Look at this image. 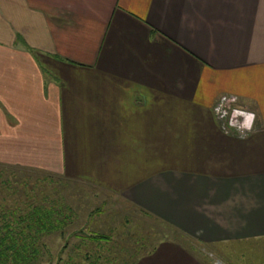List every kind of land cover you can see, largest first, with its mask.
<instances>
[{
    "label": "crops",
    "instance_id": "1",
    "mask_svg": "<svg viewBox=\"0 0 264 264\" xmlns=\"http://www.w3.org/2000/svg\"><path fill=\"white\" fill-rule=\"evenodd\" d=\"M223 95L254 114L244 136L217 121ZM0 165L215 251L142 242L132 264H264V0H0Z\"/></svg>",
    "mask_w": 264,
    "mask_h": 264
},
{
    "label": "rangeland",
    "instance_id": "2",
    "mask_svg": "<svg viewBox=\"0 0 264 264\" xmlns=\"http://www.w3.org/2000/svg\"><path fill=\"white\" fill-rule=\"evenodd\" d=\"M39 207L63 208L64 213L69 209L76 218L72 220L76 224L74 228H65L63 237L59 232L37 236L35 249L38 253L27 264H132L130 257L125 261L130 248L143 246L142 242L145 248H149L161 240L185 242L206 259H209L208 254L215 252L210 247L183 240L173 228L154 217H148L124 199L107 196L84 185L67 183L42 172L0 165V236L4 234L2 229L6 225L21 230L24 224L18 218ZM97 209L98 213L88 215ZM85 222L89 227L83 230L82 235L78 233L85 240V246H82L80 243L84 240L74 237L73 233ZM28 233L32 234L33 231ZM94 235L111 239L101 241L104 249L99 250L95 248V243L99 242L91 241ZM85 253L89 254L88 259H85ZM214 260L211 257V264ZM5 264H12L10 256Z\"/></svg>",
    "mask_w": 264,
    "mask_h": 264
},
{
    "label": "trees",
    "instance_id": "3",
    "mask_svg": "<svg viewBox=\"0 0 264 264\" xmlns=\"http://www.w3.org/2000/svg\"><path fill=\"white\" fill-rule=\"evenodd\" d=\"M67 211H70L67 209ZM72 214L64 213L63 208L57 210L53 207L50 209L34 208L28 214L22 218H18L21 224H24L21 230L18 228H11L10 225L3 227L4 234L0 236V264H5L8 257H11L12 264H27L32 261L38 253L35 249V242L37 236L42 234H50L52 232H59L61 237L64 236L66 230L65 226H68L69 221L72 222ZM18 225V224H17ZM32 234L28 232H32ZM73 233V236H77L78 233H82V230L78 229ZM25 233H28L26 235ZM19 238V240L17 239ZM19 241V244L17 243ZM107 240L105 236L94 235L91 241L101 242ZM25 241H31L26 243ZM10 252L8 256L7 253Z\"/></svg>",
    "mask_w": 264,
    "mask_h": 264
},
{
    "label": "built area",
    "instance_id": "4",
    "mask_svg": "<svg viewBox=\"0 0 264 264\" xmlns=\"http://www.w3.org/2000/svg\"><path fill=\"white\" fill-rule=\"evenodd\" d=\"M213 111L217 121L221 123V127L225 131L234 129L239 136H244L252 129L253 122L250 129L243 127L246 116L242 113L247 112L242 109L234 108L231 105V99L229 96H221L217 100Z\"/></svg>",
    "mask_w": 264,
    "mask_h": 264
},
{
    "label": "clouds",
    "instance_id": "5",
    "mask_svg": "<svg viewBox=\"0 0 264 264\" xmlns=\"http://www.w3.org/2000/svg\"><path fill=\"white\" fill-rule=\"evenodd\" d=\"M242 114L246 116L245 123H244L243 127L250 129L252 122L255 119L254 114H252V113H242Z\"/></svg>",
    "mask_w": 264,
    "mask_h": 264
}]
</instances>
